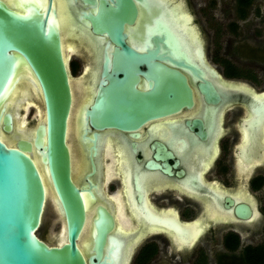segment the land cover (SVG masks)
<instances>
[{
    "label": "flooded vegetation",
    "instance_id": "flooded-vegetation-1",
    "mask_svg": "<svg viewBox=\"0 0 264 264\" xmlns=\"http://www.w3.org/2000/svg\"><path fill=\"white\" fill-rule=\"evenodd\" d=\"M53 1L40 10L30 0L18 8L0 0L20 15L47 14L56 26ZM66 1L75 5L76 25H63V46L56 28L73 89L66 144L86 210L78 240L85 259L95 255L94 221L102 210L110 219L103 264H264V0H131L134 21L122 33L141 58L140 73L164 65L192 92L190 106L131 129H98L89 115L100 82L122 73L114 69L120 46L86 18L97 15L100 1L114 8L116 0ZM175 6L188 18L180 31L173 26ZM82 29L99 40L97 53ZM26 68L18 59L4 101L13 116L11 134L0 122L7 146L30 134V121L26 134L17 129L21 93L29 89ZM150 79L138 74L136 89L148 92ZM54 199L46 200L52 206L41 227L56 219ZM38 232L44 242L51 238Z\"/></svg>",
    "mask_w": 264,
    "mask_h": 264
},
{
    "label": "water",
    "instance_id": "water-1",
    "mask_svg": "<svg viewBox=\"0 0 264 264\" xmlns=\"http://www.w3.org/2000/svg\"><path fill=\"white\" fill-rule=\"evenodd\" d=\"M5 1L18 8L21 0ZM30 1L40 10L45 7V0ZM53 6L63 46L62 25H76L75 5L66 0H54ZM134 17L131 0H116L114 8L106 7L100 1L97 15L86 18L91 21L95 33H105L120 46L114 69L121 68L122 76L110 75L107 76V84L100 82L97 98L89 113L98 129L135 128L147 120L166 116L192 104L191 89L178 71L159 64L153 73L150 70L140 73L141 58L124 45L122 33L124 23H133ZM53 22L47 14L20 15L0 2V122L6 133L12 130V116L5 111L4 101L16 82L13 74L18 59L24 60L39 93L38 100H35L38 107L32 106L38 110L30 126L32 137L17 139L11 146L0 140V264L104 263L101 253L106 226L110 225L104 211L98 210V218L94 221L95 255L85 259L78 247L86 222V210L71 179L66 133L72 93L60 36ZM158 26L160 34H163L162 40L167 41L163 22L158 21ZM82 32L97 53L99 40L94 41L84 29ZM138 74L151 78L148 92L136 89ZM32 150L46 169L60 204L55 210L58 234L47 242L37 236L44 218L46 195L31 157ZM62 227L64 235L61 236Z\"/></svg>",
    "mask_w": 264,
    "mask_h": 264
},
{
    "label": "bare ground",
    "instance_id": "bare-ground-1",
    "mask_svg": "<svg viewBox=\"0 0 264 264\" xmlns=\"http://www.w3.org/2000/svg\"><path fill=\"white\" fill-rule=\"evenodd\" d=\"M161 1V0H160ZM173 1V0H172ZM176 3V2H175ZM179 3V2H178ZM163 4V3H162ZM168 7V6H167ZM172 9V8H171ZM169 10V9H168ZM180 10H182L181 9V7L180 6H175V8L173 9V11H171L173 14L172 15H174V20H173V26L175 27V30L176 31H180L181 30V28H185V26L188 24V18L186 19V17L184 16V14L183 13H179L178 11H180ZM172 19H173V17H172ZM171 19V20H172ZM170 23V22H169ZM191 23V22H190ZM140 24H141V22H140ZM71 26V25H70ZM66 27V26H65ZM187 27V26H186ZM62 28L64 29V27H63V25H62ZM137 28H138V26H137ZM136 27H135V29H137ZM134 29V30H135ZM194 30V29H193ZM132 32V31H131ZM131 34V33H130ZM178 34V33H177ZM194 35H195V33H194ZM78 36V35H77ZM130 36V35H129ZM135 37V36H134ZM180 38H181V36H180ZM190 38V37H189ZM178 39H179V37H178ZM131 40V39H130ZM198 40V39H197ZM86 41V40H85ZM74 44V43H73ZM90 45V44H89ZM71 46H73V45H71ZM68 47V46H67ZM199 47V46H198ZM74 48V47H73ZM73 51H74V49H73ZM75 52V51H74ZM72 53V52H71ZM63 57H64V55H63ZM65 58H66V55H65ZM65 58H64V60H65ZM68 60V59H67ZM65 62H66V60H65ZM66 66H67V62H66ZM27 69V68H26ZM21 70V69H20ZM23 70V69H22ZM89 70V69H88ZM19 71V70H18ZM21 73V72H20ZM19 75V74H18ZM20 75H22V74H20ZM96 75V74H95ZM18 78V77H17ZM21 79V78H20ZM69 79H70V75H69ZM24 80V79H23ZM75 80V79H74ZM26 81V83H27V86H24V88L25 87H27V89L29 88L32 92L34 91L35 93L34 94H32V93H30L29 92V89H28V91H24L23 93H21V95H22V99H21V101H20V103H19V106H18V111L20 112V113H22V115H21V118L19 119V122H18V126H17V129H18V133H20V134H26V131H25V128H26V125H27V123H26V121H27V115H28V113H29V110H30V107L31 106H34V107H38L37 106V104H36V101L35 100H38V89H37V86H36V84L33 82V81H31V78L29 77V79H27V80H25ZM16 83V82H15ZM71 83V82H70ZM84 84V83H83ZM22 85V84H21ZM88 85V84H87ZM23 87V86H22ZM70 87H71V84H70ZM21 88V87H20ZM228 90H229V88H228ZM17 91V90H16ZM12 92V91H11ZM9 93V92H8ZM17 93V92H16ZM71 93H73V89L71 88ZM10 94V93H9ZM8 95V94H7ZM6 95V96H7ZM20 95V96H21ZM17 96V95H16ZM19 99V98H18ZM8 101V100H7ZM22 101H24L25 102V105H23V107L21 106L22 104H23V102ZM14 102V101H13ZM8 104V103H7ZM6 104V105H7ZM13 104V103H12ZM12 104H10V105H12ZM5 106V105H4ZM23 110V112H21ZM5 111H6V108H5ZM7 111H9L10 113H11V111L10 110H8L7 109ZM36 111V110H35ZM38 113V110L36 111V114ZM16 115V114H15ZM13 117V116H12ZM0 125H1V123H0ZM14 129H15V127H14ZM27 129H28V132L30 133H28L29 135H27L28 137L26 138V139H29V138H31L32 137V133H33V129L32 128H30L28 125H27ZM11 134V133H10ZM0 140L2 141V139H4V140H7V139H9V137L6 135V134H4V133H0ZM18 137H20V136H17L16 137V139L15 140H17V139H20V138H18ZM2 138V139H1ZM24 138V137H23ZM3 142V141H2ZM9 144V143H8ZM33 153L36 155V157L38 158V159H35V157L33 156ZM31 157H32V159H33V161H34V163H35V165H36V167H37V169H38V171H39V174H40V176H41V179H42V182H43V185H44V188H45V195H46V200L48 199V200H50V201H53V202H55V199H54V193L52 192L53 190H51V184H50V181H49V178H48V175H47V171H46V169L44 168V166L41 164V162H40V159H39V157H38V155L34 152V150H32L31 151ZM114 200V199H113ZM46 205V204H45ZM44 210H45V207H44ZM122 215V214H121ZM85 226V225H84ZM121 227V226H120ZM84 229V228H83ZM127 229V228H126ZM127 231V230H126ZM62 232L63 233H61L62 235H64V227H62ZM120 232V231H119ZM88 244V243H87ZM80 249V248H79ZM83 249V248H82ZM81 251V250H80ZM82 253V252H81ZM83 254V253H82ZM84 255V254H83Z\"/></svg>",
    "mask_w": 264,
    "mask_h": 264
},
{
    "label": "rangeland",
    "instance_id": "rangeland-1",
    "mask_svg": "<svg viewBox=\"0 0 264 264\" xmlns=\"http://www.w3.org/2000/svg\"><path fill=\"white\" fill-rule=\"evenodd\" d=\"M34 120H35V110H32V108H31V110H29V113L27 115V124H29V121L32 122ZM32 125L33 124H31V126ZM51 206L52 205L50 203L46 204L45 210H44V216L48 215V210H49V207H51ZM47 220L49 221V218ZM47 220L44 223V225L41 227L40 231L38 232V235L39 236H47L48 238L49 237H56L57 236L56 234H58V230H59V228H58L59 226L56 223V219H54V220L50 219L51 220L50 226L47 225V223H48Z\"/></svg>",
    "mask_w": 264,
    "mask_h": 264
}]
</instances>
